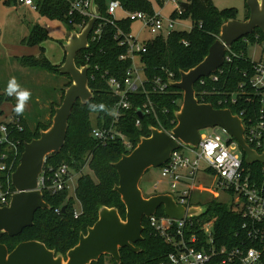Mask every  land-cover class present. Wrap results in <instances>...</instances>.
<instances>
[{
  "label": "trees",
  "instance_id": "trees-1",
  "mask_svg": "<svg viewBox=\"0 0 264 264\" xmlns=\"http://www.w3.org/2000/svg\"><path fill=\"white\" fill-rule=\"evenodd\" d=\"M110 1L112 0H95L99 16L93 28L100 25V34L95 41H91V37H89L88 48L78 52L74 58L77 68L88 66V87L93 98L84 105L79 101L74 104L68 119L64 146L58 154L48 156L45 162V168L67 165L72 173L77 174L86 167L96 181L87 174L78 177L74 194L80 205V213L76 217L73 213V199L68 196L67 191L55 195L43 192V200L49 209L37 210L33 216L32 226L25 228L17 236L3 235L0 237V243L6 246L8 252H11L21 242L38 241L44 244L48 250L65 255L78 243L79 235L84 234L86 229L95 223L98 209L103 206L117 209L119 216L124 220L125 208L119 195L113 190L114 186L118 184V175L112 164L116 163L123 155H128L136 147L141 137H149L150 127L169 132L176 125L174 113L179 110L182 102L181 91L170 85L167 86L164 93L151 92L152 81L157 78L165 81L170 75L172 82L179 81L180 72L190 70L206 57L209 48L219 37L221 25L229 19H237L235 9L218 10L210 0H185L187 6L185 8L181 6L180 14L175 11L171 12L169 17L172 19L189 20L191 29L189 31H173L165 38L160 36L152 39L146 45V52L140 56L148 94L145 96L138 92L129 95L130 107L127 110L119 111L115 123L117 131L126 138L131 146V150L128 151L123 141L117 137L103 145L91 136V130L94 127L107 128L113 121V117L108 114V111H114L117 98L109 89L108 79L113 78L122 82L126 69L130 66L129 60H119V57L126 53V48L119 46L118 43L122 38L119 32L130 33L132 23L124 18L113 20L111 16L107 15V5ZM117 1L121 9L126 12H143L147 15H152L154 12L149 0ZM156 1L163 5L161 0ZM0 2L17 4V0H0ZM32 2L39 16L50 21L62 22L70 31H79L78 29H81L89 19L76 11H71L70 0H32ZM244 6V19H246L249 10L246 5ZM110 20L113 21L112 24ZM48 39L45 27L39 24L32 25L28 36L21 42L27 47L36 46L39 51L38 56H22L17 58L18 63L24 68L40 69L61 75L57 70L59 66L50 64L43 52L42 44ZM254 44L264 47V32L261 30H254L250 35L231 45L230 49L236 54L242 55L243 59L235 60L233 66L227 69V73L219 77L218 82L207 81L205 89L209 92V96L203 102L216 109H229L234 115L242 113L241 117L245 123L249 117L255 119L254 114L261 106L264 108V104L260 103V98L254 95H252L251 103L246 101V97L249 96L248 90H246L245 96L237 95L239 93L238 84L242 81L241 74L251 65L247 48ZM63 93L64 91H62L61 98H63ZM231 94H236V105H231L229 102ZM147 98L154 106L155 115L142 114L140 117L137 110H142V105L147 101ZM218 100L226 101V103L217 105ZM7 102H12L11 98L0 89V117L3 115V104ZM89 103L103 104L105 108L104 110L91 109L88 107ZM14 109L15 106L12 110L13 123L0 121V124H5L8 127L11 141L17 143L16 155L5 143L0 144V155L6 154L9 162H13L10 171L0 174L3 191L6 190V187L13 190L10 174L18 165L24 143L38 138L39 131L47 129L50 125L39 124L34 130H31L27 127L22 114H17ZM53 114L54 108L52 109ZM92 117H94V121L91 120ZM136 121H139L138 126L135 125ZM16 126H19L21 130H18ZM241 157L242 167L248 171L252 182L256 186L264 188V166L258 163L245 164L243 152H241ZM62 207H64V211H61ZM205 207L206 212L201 217L192 218V221L195 223L201 219L203 224L208 219L214 218L213 239L218 248L229 249L240 245L255 247L256 244L248 241L245 231L242 230L244 220L241 213L233 211L229 205L216 201L205 204ZM55 210H59V212L56 213ZM163 215L162 208H159L156 216ZM262 226L264 227V223ZM142 227V240L134 244V247L140 249V252L133 253L128 248L120 249V264H161L166 260L167 254L171 252V247L155 233L146 218L142 219ZM194 231L198 239L202 240L203 235L201 231H198V226ZM91 264L117 263L109 256H101ZM212 264L220 263L217 260Z\"/></svg>",
  "mask_w": 264,
  "mask_h": 264
},
{
  "label": "water",
  "instance_id": "water-1",
  "mask_svg": "<svg viewBox=\"0 0 264 264\" xmlns=\"http://www.w3.org/2000/svg\"><path fill=\"white\" fill-rule=\"evenodd\" d=\"M245 5L249 10L248 17L242 21L229 19L224 22L206 57L190 70L180 72L179 81L169 83L182 93L181 106L174 113L176 125L168 133L150 127L149 137H141L128 155L112 164L118 175V184L113 190L125 208L124 220L117 209L100 207L95 223L79 235L78 243L65 255L48 250L38 241L21 242L11 252L0 243V264H91L101 256H109L120 264V249L140 252L134 244L142 240V219L154 215L159 208L166 217L176 220L202 216L206 212L205 206L185 208L176 204L169 194L144 197L139 183L149 169L161 167L180 146L196 148L199 131L206 128H223L244 153L245 164L264 166V141L261 153H257L245 143L242 121L237 115L229 109H216L210 104L199 103L194 94L196 81L215 73L223 64L226 47L256 29L264 32V0H245ZM181 6L185 8L187 3L183 2ZM89 13L87 23L79 31H70L64 42V61L57 68L61 75L69 77L70 85L64 90L60 105L54 108L47 129L40 130L38 138L24 143L18 165L11 173L10 182L15 192L11 194L8 205L0 207V237L17 236L32 226L37 210L49 209L43 194L36 189L37 178L47 157L58 154L63 148L74 104L79 101L84 105L93 98L88 87V66L77 68L74 63L76 54L88 48L89 35L99 16L95 0H89Z\"/></svg>",
  "mask_w": 264,
  "mask_h": 264
},
{
  "label": "built area",
  "instance_id": "built-area-1",
  "mask_svg": "<svg viewBox=\"0 0 264 264\" xmlns=\"http://www.w3.org/2000/svg\"><path fill=\"white\" fill-rule=\"evenodd\" d=\"M164 2V0H161ZM173 3V11L177 14L181 13V4L175 0H170ZM18 3L25 4L35 10L32 0H17ZM71 11H76L83 16L90 17L89 0H70ZM121 9L117 0H112L107 5V15L115 18L116 10ZM122 10V9H121ZM123 11V10H122ZM154 11V10H153ZM124 12V19H128L131 23L141 22L142 29L146 30L151 37L140 41L137 36L130 33L123 34L119 46L126 48V53L119 57V60H129L130 66L126 69L125 78L122 82L116 81L113 78L108 79L107 84L112 94L117 98V103L114 106V111L119 114L120 110H127L130 107L129 95L141 92L147 96L146 78L143 71V64L140 56L146 52V45L149 41L156 37H167L173 31H189L191 24L186 30L174 29V25L179 22L189 20L163 19L160 13L153 12L152 15H147L143 12ZM170 16V15H169ZM98 19V18H97ZM112 24L113 21L110 20ZM100 34V25L93 28L89 37L91 41H95ZM89 39V38H88ZM218 39V38H217ZM231 47V46H230ZM230 47H226L223 56V64L207 77L200 78L194 84V94L199 103H203L208 97L209 92L205 89L207 81L218 82L219 77L227 73L235 60H242L243 56L233 52ZM264 52V47H261ZM262 55V54H261ZM250 67L242 72V81L238 84L240 97L245 96L246 90L249 91V96L246 101L252 102V95L260 98V103L264 104V60L259 58L258 61L252 60L250 57ZM172 76H168L165 81L154 79L151 83L154 93H164L169 83L172 82ZM231 105H236V94H231ZM226 101H217V105H222ZM206 104V103H205ZM143 115H155L154 106L148 100L142 105V110H137ZM242 113L237 115L243 126V137L247 145H249L257 153H261L264 141V108L260 107L255 112V119L249 117L245 123L241 117ZM113 121L110 126L105 128L94 127L91 130V136L101 144L118 138L123 141L126 149L131 150V146L126 138L117 131L115 123L118 115L112 116ZM13 117L6 123H13ZM17 123V121H15ZM15 125V124H14ZM136 126L139 121H136ZM21 130L19 126H16ZM101 135L97 136L96 132ZM168 133L167 131H164ZM0 144L5 143L17 153V143H13L10 139V131L5 124H0ZM13 162H9L6 154L0 155V174L10 171ZM204 170H201V166ZM207 172L216 177L214 185L215 191L231 195V206L233 211L241 213L243 218L242 230L246 233L247 240L255 243V247H246L240 245L233 248H218L213 239V224L214 218L208 219L205 223H201L198 219L195 223L192 218L184 217L182 220H176L163 216H156V213L147 217L149 226L159 235L165 244L171 247V252L167 254L166 260L161 264H212L217 261L220 264H264V188L258 187L250 179L247 170L242 167V157L239 151L238 144L230 137V135L220 127L206 128L199 131V142L196 148L180 146L179 149L173 151L165 164L160 167V175L165 180L169 192L176 204L190 207L192 192L196 184L198 173ZM74 174L67 165H60L56 168H42L41 173L37 178L36 189L41 193L46 192L50 195L67 191L71 187ZM80 174V173H78ZM11 176V174H10ZM11 183V182H10ZM156 189V186H154ZM9 187L3 191L0 182V207L6 206L9 203L11 194ZM235 196V197H234ZM56 213L59 210H55ZM76 217L79 213L73 212ZM201 217V216H200ZM198 218V217H197ZM198 226V231L202 232L203 239L200 240L195 234V228Z\"/></svg>",
  "mask_w": 264,
  "mask_h": 264
},
{
  "label": "rangeland",
  "instance_id": "rangeland-1",
  "mask_svg": "<svg viewBox=\"0 0 264 264\" xmlns=\"http://www.w3.org/2000/svg\"><path fill=\"white\" fill-rule=\"evenodd\" d=\"M152 8L156 13H160L163 19H168L173 11V3L170 0H164L163 5L158 4L156 0H149ZM177 3H183L185 0H175ZM213 6L218 10L235 9L237 20L242 21L245 15L244 0H210ZM18 3V2H17ZM116 18H123L124 12L121 9L116 10ZM35 23L44 26L47 29L49 39L43 43V52L50 64L59 66L64 58V42L70 35V29L62 22L50 21L38 15L27 5L12 3L5 4L0 2V54L2 58L20 57L22 55L38 56V48L27 47L20 44V39L27 35L28 30ZM190 21L179 22L174 25V29L186 30L189 28ZM80 30V29H78ZM131 34L137 36L140 41L149 39L151 35L142 29L141 22H133L130 26ZM262 54V55H261ZM247 55L252 60L258 61L260 56L264 60V52L258 44L249 45ZM15 78L16 82L22 89L30 91L31 95L24 105L21 114L27 127L34 130L37 125L48 126L51 123L52 109L61 103L62 91L67 88L69 78L62 75L48 73L40 69H24L21 68L12 59H0V87L3 88L5 95L9 80ZM11 102L3 105L4 114L0 117V121L6 122L14 115L13 107L17 105V97L15 94L9 96ZM15 98V99H14ZM10 113V114H9ZM94 121V117L91 118ZM204 170V166H201ZM82 174L89 175L94 181L95 177L85 167L80 174H74L71 187L68 190V196L73 199V210L80 213V205L75 197L74 191L76 181ZM216 177L213 174L202 172L198 173L196 184L192 192L191 204L202 205L216 201L225 205H230L232 197L230 194L220 190L215 191L214 185ZM156 186V189H154ZM139 187L144 197H150L156 194H166L169 192L165 180L160 175V168L149 169L142 177ZM235 197V196H234Z\"/></svg>",
  "mask_w": 264,
  "mask_h": 264
},
{
  "label": "clouds",
  "instance_id": "clouds-1",
  "mask_svg": "<svg viewBox=\"0 0 264 264\" xmlns=\"http://www.w3.org/2000/svg\"><path fill=\"white\" fill-rule=\"evenodd\" d=\"M6 94L9 96H12L13 94H15V96L17 97V105L14 109V111L17 114H20L23 112L24 110V105L25 103L28 101L31 93L30 91H28L27 89H22L20 87V85L16 82L15 78H12L11 80H9L8 84H7V88L5 89ZM88 107L91 109H99V110H104L105 106L103 104H95V103H89ZM109 115L112 116H116L118 115V113H116L115 111H108ZM97 136H100L101 133L100 132H96Z\"/></svg>",
  "mask_w": 264,
  "mask_h": 264
},
{
  "label": "crops",
  "instance_id": "crops-1",
  "mask_svg": "<svg viewBox=\"0 0 264 264\" xmlns=\"http://www.w3.org/2000/svg\"><path fill=\"white\" fill-rule=\"evenodd\" d=\"M18 4H22V3H17L16 5H18ZM24 5V4H23ZM30 8V7H29ZM31 9V8H30ZM33 10V9H32ZM154 10V9H153ZM116 18V17H115ZM122 18V17H121ZM121 18H116V19H121ZM35 24H37V23H35ZM44 27V26H43ZM29 31L30 30H28V33H27V35H25L24 37H22L21 39H20V44L21 45H23L22 44V40L24 39V38H26L27 36H28V34H29ZM67 40V39H66ZM45 43V42H44ZM43 45V44H42ZM24 46V45H23ZM2 53V50L0 49V54ZM22 56H26V55H22ZM22 56H20V57H22ZM35 56V55H34ZM65 56V55H64ZM8 58H2V56L0 55V59L1 60H5V59H12L13 61H15L16 63H17V65H19L21 68H23V70L24 69H27V68H24V67H22L19 63H18V61H17V58H20V57H17V56H14L13 58L12 57H9V56H7ZM0 89H1V91L3 92L4 90H3V88H1L0 87ZM4 93V92H3ZM9 96V95H8ZM15 99V98H14ZM13 101L14 100H12V104H13ZM8 103V102H7ZM6 104V103H5ZM4 105V104H3ZM2 110H3V107H2ZM3 114H4V111H3ZM10 114V113H9ZM23 115V114H22ZM196 205V204H195Z\"/></svg>",
  "mask_w": 264,
  "mask_h": 264
}]
</instances>
